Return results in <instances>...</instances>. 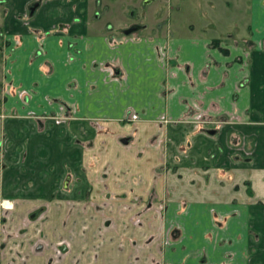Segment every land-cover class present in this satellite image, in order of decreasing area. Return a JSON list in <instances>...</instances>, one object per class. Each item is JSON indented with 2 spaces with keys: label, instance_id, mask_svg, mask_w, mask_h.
Returning a JSON list of instances; mask_svg holds the SVG:
<instances>
[{
  "label": "crops",
  "instance_id": "1",
  "mask_svg": "<svg viewBox=\"0 0 264 264\" xmlns=\"http://www.w3.org/2000/svg\"><path fill=\"white\" fill-rule=\"evenodd\" d=\"M34 1L6 0L8 18L0 24L11 42L2 53L6 81L0 91L8 100L0 111V197L15 202L13 220L17 218L7 221L10 232L19 216L51 201L43 227L54 242L70 205L81 230L91 215L83 213L86 206L90 211L109 203L118 210L116 241L132 234L125 210L163 202L173 219L166 223L180 231L171 245L176 242L178 252L169 250L168 262L264 264V0H228L226 13L233 8L232 15L245 25L240 38L163 39L148 32L115 42L94 21V0H41L26 27L21 18ZM64 24L61 33L57 27ZM48 31L52 33L40 37ZM21 90L28 93L27 104L11 99ZM129 113L138 120H127ZM204 115L217 125L201 126L198 116ZM43 116L63 122L57 126L46 120L43 126L51 136L44 135L41 142L23 137V129L32 130L34 120ZM103 135H113L119 143L130 137L137 149L121 148L115 158L102 155L107 150ZM58 158L64 160L66 175L33 169L36 159L53 163ZM133 159L148 163L146 170L130 173L124 161ZM164 161L169 164L166 183L159 170ZM78 170L85 172L82 182L75 180L73 171ZM110 170L120 175L110 187L102 186L100 178ZM70 175L74 179L63 190L59 181ZM59 203L65 210L52 211ZM92 232L90 225L85 238L93 243ZM26 235L0 234V249L3 243L5 247L0 264H23L20 253L27 257L25 264L47 261V249L29 255L23 245ZM85 238L79 264H135L129 261L131 250L120 252L115 243L87 262L91 245Z\"/></svg>",
  "mask_w": 264,
  "mask_h": 264
},
{
  "label": "rangeland",
  "instance_id": "2",
  "mask_svg": "<svg viewBox=\"0 0 264 264\" xmlns=\"http://www.w3.org/2000/svg\"><path fill=\"white\" fill-rule=\"evenodd\" d=\"M108 3L109 5L110 4L113 5H110L111 7H110V11H108L109 12V14L107 15L108 17L105 16L102 21H104V24L108 23L113 26V32H114L113 40L127 39L121 34L120 30L126 29L132 25H143V26L147 25L149 27L147 31L141 30L138 32V34L141 36L147 35L148 32L149 33L151 32L152 34L156 32L157 35H160L161 37H163V39L177 38L180 36L181 37L190 36V37H201V38H209V39L219 38L221 40H226L230 35L236 36V38H240L243 34V30L245 26L242 18H236L232 15V12L235 11L233 8H231L230 12L226 13L227 7L225 5L228 4V0H112V1L109 0ZM1 10L3 11L2 7H0V24L3 23V20L5 21V19L8 18L7 12L6 11L1 12ZM21 20L23 19L21 18ZM22 22L24 26L27 25L29 27L30 25L29 22H27L26 20ZM65 29H67V27L61 29V33H64ZM135 35L130 36L129 39L133 38ZM7 37H8L7 33L3 32V30H0V44H5V47L8 48L11 42L7 39ZM20 39L22 44L23 43L22 38ZM1 68L2 67L0 65V73H1ZM4 72H5V67H3L2 69L3 75ZM12 94H14V92H12ZM27 94L28 93H26V95H23L22 93L19 92L11 99L14 98L19 99L20 97L21 101L24 102L25 96H28ZM2 98H3V104L6 103V101H8L5 97L0 96V109L2 107ZM14 103H17V100H14ZM34 115L39 116L41 115V113H35ZM198 119H199L198 121L203 120L201 121L200 125L204 127H211V125L215 124L206 120L205 115L198 116ZM34 122L35 123L32 130H28L26 128L23 129L22 131L23 137L28 136L30 137L28 138L29 140L33 139V140H39V142H41L43 141L42 139L44 138L43 137L44 135L51 136L50 134L51 131L49 129L45 128L41 132L40 130H38L39 124L36 122V120H34ZM101 140H102L101 143H103L105 149H107L106 150L107 152L105 151L102 155L104 154L110 155V158L113 155L114 158L120 156L121 148L122 149L124 148L125 149L124 151L130 153L134 152L135 149H137V146L132 144H130L129 146H122L118 141L115 140V137H113V135H103L101 136ZM7 141L8 140H6V142ZM154 143L156 142L153 141L152 144ZM154 146L156 148L158 147L159 149L161 147L160 145L157 144ZM163 147H165V150L168 149L169 143L166 142L165 146ZM63 161H61V159L58 158L57 161H54L52 163L45 159H41V160L36 159L33 161V169L35 170L38 169L41 174H47V176L48 175L51 176L54 172L60 173L62 171V165L64 164ZM124 162L126 164H129L130 173L138 170V168H141L143 171H145L148 165V163H146L143 160L137 161L133 159L130 161L125 160ZM97 163H100V160H98ZM106 164L107 163H105V165ZM168 169H169V164L167 163V161L162 162L159 167V170H160V174L163 175L160 178L161 180H164L165 183L167 181L166 175L168 174ZM62 172L64 175H66L65 170H63ZM113 172L114 171H111V174L105 173L107 178L108 176L110 177L108 180H106L107 178L103 177V179L106 180V182H104L103 180V182L100 183L102 184V186L110 187V185L113 184L112 182H114V179L118 178L120 174L119 173L114 174ZM73 173L75 176H77V178H75L76 181L78 180H80V182L83 181L82 178L85 172H83L82 170H78V171H73ZM71 176L72 175L66 176L63 182H65V180L68 179L67 177H71ZM71 178L72 180L74 179V177ZM148 179L153 181V177L151 176H149ZM61 181L62 179L59 181L60 184ZM148 204L149 203H147L146 206ZM158 204L159 205L150 204L148 207H144V206L139 208L135 207L130 210H125L129 215L128 218L129 220L127 222L130 223L126 228L132 229V231H130V233L132 234L130 237L126 235H124L122 238L119 239L117 237L116 241H114V239L116 236L115 233H117L118 231V227L116 229V217L118 215L117 208L114 205H109V203L96 204V206L91 208L90 211L83 212L86 213V215L91 212V215L86 216L87 217L86 225L89 223L91 225V230L93 231L96 230L94 234L92 232L95 238L93 243L91 239L87 240V238L84 239V242H87L89 245H91L89 250H93L92 247L94 246H98L99 249H102V247L108 245V243L109 244L115 243L117 245L120 244L122 245L120 252H122V250L126 248H128V250H131L132 256L131 258H129V261L135 264H179L177 263V261L168 262L166 260V253L169 252V250H172L173 248H175L176 250L172 251V253L176 254L178 252V247L176 245V242L175 244H173L172 247L171 245L173 243L172 240H174L179 235L180 231H178L179 230L178 228L172 229L173 226L169 224L170 222L166 223L165 219H170V221L173 222L171 215L167 213L166 203L159 202ZM48 206H49L48 213H46L47 216L51 211L50 205ZM56 206H57L56 208H52V211L65 210L64 209L65 207L64 206L62 207L60 203L58 205L56 204ZM70 207L69 210L67 211V214L66 215L64 214L65 217L63 216V218L60 220V225L58 227V230L60 231V235L65 239V241H68L71 244L72 255L76 256L77 254H82L81 244L83 243V239L81 236L82 231L80 230L78 225L77 213H75V218H72L75 207H73V205L71 208ZM94 208H98V209L94 210ZM44 216L45 214L42 216V218L39 220L37 224L30 222L27 219L28 216L26 214L21 216L20 218L21 222L22 219L24 220L23 227L27 228L24 230L21 229V233L22 232L28 233L26 235L27 236L26 241L23 245L27 246L29 252L32 250V247H34L35 243L39 242V243H43L44 245V242L45 243L47 242L45 240L38 241V232L45 225L42 224V221L48 220L45 219ZM119 217L120 216H118V218ZM16 219L17 218H15L13 221H15ZM105 220L111 221L114 226L113 228L112 227L109 228L110 230L109 232H106L105 228H103V223ZM95 222H98V225L95 226ZM81 223H83V221ZM167 224L169 225L167 226ZM32 230L33 231L35 230V235L34 236L32 235V237H30L29 231H31L32 234ZM43 231H44V227H43ZM57 243L59 242L55 241L53 246H55ZM47 244L44 245L43 250L50 248H53V250H55V247L48 246ZM159 247H161L160 251L158 250ZM19 255L21 256L24 254L20 253ZM34 255H38V254H34ZM53 255H54L53 264L59 263L57 260L59 254L56 252L53 253ZM204 255H206L205 251L203 256ZM22 257L24 256H21L20 258ZM64 259L68 260V256L65 257ZM203 260L205 261L204 257L199 259L200 262ZM110 263L111 262L109 261V264Z\"/></svg>",
  "mask_w": 264,
  "mask_h": 264
},
{
  "label": "flooded vegetation",
  "instance_id": "3",
  "mask_svg": "<svg viewBox=\"0 0 264 264\" xmlns=\"http://www.w3.org/2000/svg\"><path fill=\"white\" fill-rule=\"evenodd\" d=\"M108 1L109 0H94V4H95V8L94 9H95V11H94V14H93V19H94V21H99V23L102 25V29L104 30L105 34L109 38L110 42H115V40H113V37H114L113 26L111 24H108V23L104 24V21H102L105 16L108 17L107 15L109 14L108 11H110V7H111L110 5H113V4H110L109 5ZM41 3H42L41 0H36V1L32 2L28 6L27 12L25 13V15H26L27 18L25 17V18H23V20H26L27 22L30 23V20L35 17L37 11L40 9ZM5 4H6V0H0V7H2V9H3V11L1 10V12L7 11L6 10L7 8H6V5ZM34 4H38V5L36 6V8L33 11V13H31L30 8L33 7ZM139 26H140V29L136 33H133V34H131L129 36H125L123 34V31L126 30V29H128V28H130L131 26L128 27V28H126V29L120 30V32H121V34L124 37L129 38L130 36L135 35V34H138L139 31L144 30L146 28L145 25L144 26L143 25H139ZM26 27H28V26L26 25ZM64 27H67V25H65V24L64 25H58L57 29H59V31L61 32V29H63ZM1 29L2 28H0V30ZM51 33H52L51 31H48V32L41 33L39 35H40V37H45V36L50 35ZM4 48L5 49L7 48V47H5V44H0V65L2 67L1 68V73H0V91L2 90V84H3V80H4V75L2 74V69L4 67V65H3V54L2 53L4 52ZM11 81L12 80H8V85L11 88H14L12 86L13 84L11 83ZM19 92L22 93L23 95H26V93H27L25 90H21ZM17 93H16V95H17ZM26 97H28V96H25L24 102L22 101L23 103H27L28 102V98H26ZM19 99H20V97H19ZM2 105H3V98H2ZM0 111H1V109H0ZM138 118L139 117L136 114L129 113L128 114V117H127V120L132 121V122H135V121L138 120ZM46 120H51L57 126L61 125L62 122H63V118L56 117V116H43V117L37 118L36 119V122L39 124L38 125V130H40L41 132L43 131V129H45L44 126H43V124H44V122ZM100 130H97V131H100ZM207 131H209V130H207ZM130 141H131L130 140V137H122V138H120V144L122 146H128L130 144ZM2 167L3 166L0 165V169ZM103 174H104V176H102V177L105 178L106 177V174L105 173H103ZM67 178L68 179H66L65 182H63L64 179L61 182V185L60 186L62 187L63 190H67L68 187H69V185H70V183H71V178L70 177H67ZM99 182L102 183L103 182V179L100 178V181ZM91 190H92V188L90 187L88 189V191H91ZM49 202H51V201L45 202V204L43 206H41L39 208H36L32 212H30L27 215L28 216L27 219L30 222H33V223H36V224L39 222V220L42 218V216L44 214H45L44 218L45 219H48V216L46 215V213H48V207H49L48 205H50ZM92 204H94V203H91V205ZM15 206H16V204H15V202L13 200H11L9 198H5V197H1L0 198V213H1V218H0V234L4 238H11V237L12 238H19L20 236H22L24 234L26 235V233H27V232H22L21 233V229H23V230L24 229H27L26 227H23L24 220L22 219V222L20 221L21 216H19V223H18L17 227L15 228V231L13 230V232H10V230L8 229L7 221L8 220L9 221L10 220L13 221V217H14V213H15ZM93 207L94 206H92V208ZM97 209L98 208H94V210H97ZM83 211L84 212H88L89 211V210H87V206H86V208L83 209ZM81 212H82V210H80V213ZM103 219H105V218H103ZM47 221L48 220H43L42 221V224L44 225ZM80 226H81V230H82L81 236L85 238L88 235V234H86V232L90 229V224L88 223L86 225V219H84L83 220V223H81ZM111 227L112 228L114 227L113 224H112V222L111 221H108V220H105L104 223H103V228L106 229V228H111ZM41 229L38 232V241L39 240H41V241L45 240V241L48 242V244H47V242L46 243L44 242V245L47 244L48 246L55 247V250H53V248L47 249V250L50 251V257H49V259H47V261L44 264H47V263L48 264H53V262H54V259H53L54 255H53V253H56V252L60 255V256L58 255V259L57 260H58L59 263H57V264H63L65 262V259L64 258L67 257V256H68V259L71 262H73V264H79L80 263L78 256L77 255L76 256H73L72 255L71 244L68 241H65V239L61 235H59L58 236V239L56 240L59 243H57L55 246H53V244L55 243V241L52 243L48 239V236L45 235V232L43 231V227ZM95 231L96 230L93 231V234L95 233ZM93 234H92V236L94 238V235ZM44 245H43V243H39V242L35 243L34 244V247H32V250L29 252V255L39 254V252L43 250ZM117 247H118V249L120 251V249L122 248V245L119 244V245H117ZM92 248H93V250H89L90 253L88 255H90V256L88 257L87 262H90L91 260H94V259L96 260L97 259V256H98L97 252L100 249H99L98 246H94ZM4 250H5V247H4V243H3L2 248L0 249V256L4 254V252H3ZM158 250L160 251L161 250V247H159ZM31 252H33V253H31ZM21 256H24V255H21ZM21 256L19 255V257H21ZM26 260H27V257L26 256L20 258L21 263H24V262L26 263Z\"/></svg>",
  "mask_w": 264,
  "mask_h": 264
},
{
  "label": "water",
  "instance_id": "4",
  "mask_svg": "<svg viewBox=\"0 0 264 264\" xmlns=\"http://www.w3.org/2000/svg\"><path fill=\"white\" fill-rule=\"evenodd\" d=\"M37 5H38V4H34V6L30 8L31 13H33V11L35 10V8H36ZM139 29H140V26H139V25H133V26H131L130 28L124 30V31H123V34H124L125 36H129V35H131V34H133V33H136ZM215 133H216V132L213 131V130H209V131H207V134H208V135H211V136L214 135Z\"/></svg>",
  "mask_w": 264,
  "mask_h": 264
}]
</instances>
